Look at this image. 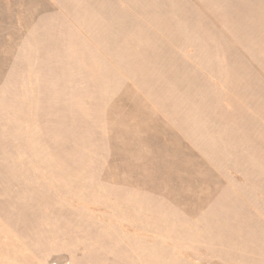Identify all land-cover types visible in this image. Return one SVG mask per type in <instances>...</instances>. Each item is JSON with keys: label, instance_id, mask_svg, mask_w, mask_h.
<instances>
[{"label": "rangeland", "instance_id": "1", "mask_svg": "<svg viewBox=\"0 0 264 264\" xmlns=\"http://www.w3.org/2000/svg\"><path fill=\"white\" fill-rule=\"evenodd\" d=\"M0 264H264V0H0Z\"/></svg>", "mask_w": 264, "mask_h": 264}]
</instances>
